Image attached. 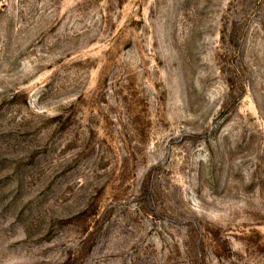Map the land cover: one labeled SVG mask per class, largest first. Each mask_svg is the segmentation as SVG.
<instances>
[{
	"label": "rangeland",
	"instance_id": "obj_1",
	"mask_svg": "<svg viewBox=\"0 0 264 264\" xmlns=\"http://www.w3.org/2000/svg\"><path fill=\"white\" fill-rule=\"evenodd\" d=\"M0 264H264V0H0Z\"/></svg>",
	"mask_w": 264,
	"mask_h": 264
}]
</instances>
